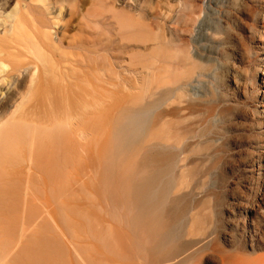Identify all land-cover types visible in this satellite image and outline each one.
<instances>
[{"label":"bare ground","instance_id":"obj_1","mask_svg":"<svg viewBox=\"0 0 264 264\" xmlns=\"http://www.w3.org/2000/svg\"><path fill=\"white\" fill-rule=\"evenodd\" d=\"M202 209L264 264V0H0V264H189Z\"/></svg>","mask_w":264,"mask_h":264},{"label":"rangeland","instance_id":"obj_2","mask_svg":"<svg viewBox=\"0 0 264 264\" xmlns=\"http://www.w3.org/2000/svg\"><path fill=\"white\" fill-rule=\"evenodd\" d=\"M154 2V1H153ZM139 98V97H138ZM188 123H190V122H188ZM245 150H243V151H241V154H242V156H244L245 155ZM244 153V154H243ZM237 160V162H239L238 164H240L239 165V168H237V170L239 169V172H238V176L241 178L242 177V179H240L238 176V178H237V182L238 183H236V186H235V189L234 190H236L237 192H238V190H240V192H241V190H242V192H243V195L245 194V196H247L248 195V191H249V188H248V185H250L249 184V182H248V179L246 178V175H245V173H244V171H243V165H242V162H241V160H239V158L238 159H236ZM239 160V161H238ZM206 163H203L201 166V168H202V170H203V173L200 175V176H198V178H196V179H194V181H192V182H194V183H192L193 185H195V183H197V182H199L202 178V180H205V181H207L208 179H207V175H206V172H207V170H208V166L207 165H205ZM205 166V167H204ZM198 167V166H197ZM197 167H195V165H194V167L192 166V168H193V170H195V168H197ZM207 167V168H206ZM242 167V168H241ZM241 169V170H240ZM243 172V176H242V172ZM241 173V174H240ZM245 175V176H244ZM245 177V178H244ZM245 181V182H244ZM247 182V183H246ZM245 183V184H244ZM238 187V188H237ZM238 189V190H237ZM245 189V190H244ZM233 190V192H235L236 193V191H234ZM232 192V194L233 195H231L234 199H235V202H240V201H242L243 199H244V197L245 196H243L242 195V192H241V194L238 192V196L235 194V193H233ZM249 193H250V191H249ZM240 194V195H239ZM198 196H200V194L198 195ZM235 196H237V197H235ZM240 196H242V200H241V197ZM203 198V196H202V194H201V199ZM238 200H240V201H238ZM125 208V209H124ZM119 209V208H118ZM117 209V210H118ZM122 210L123 211H128L127 210V207H122ZM212 209H210V211H211ZM207 212H205V210L204 209H202L200 212H199V214H200V216H202V217H200V219L202 218H206V216H208V217H210V219H211V221H212V223H210L211 225H210V227L209 228H207L206 229V232L208 233V232H211V228H212V231L213 232H211V233H214V241L216 242V237H219V240H217V245H219V251L220 252H217V253H212V252H206L203 256H201L200 258H199V260H197V261H194V262H192V263H189V264H222L223 263V258H225V256L227 255H229V254H231V252L234 250V248L233 247H231V246H233L234 245V243H225L224 242V240H225V238L227 237L226 235H231V230L230 229H226V227H227V222H226V218L225 217H223L222 216V214L220 213V211H218V210H216V212H215V210H212L211 212L209 211V210H206ZM120 212V213H119ZM214 212V213H213ZM118 213L119 214H116V216H119L120 217V215L122 216V215H124L125 213L123 212H121L120 211V209L118 210ZM114 215H115V213H114ZM125 215H127V216H124V217H120V219H119V217L118 218H116V220H115V218H114V221H117L118 220V222H120L121 221V219H122V221L118 224V222H114L113 221V219L111 218V220H110V222L111 221H113V222H111L110 223V226H111V228H112V231L116 234L115 235V237L116 236H123L122 237V239L121 240H123L124 242H130V241H142L143 240V238H142V236L141 237H139V236H137V234H136V236H135V233H136V231H135V229L133 228L132 229V226H133V224H132V222L131 221H129L130 220V217H129V215L128 214H125ZM204 215V216H203ZM115 217V216H114ZM128 219V223H129V225H127L128 223H126L125 222V220H126V218ZM125 218V219H124ZM225 218V219H224ZM207 219V218H206ZM209 219V218H208ZM124 221V222H123ZM203 221H205V220H202V223H204ZM214 222H216V223H214ZM116 223V224H115ZM208 224V223H207ZM213 224H214V226H213ZM118 225V226H117ZM204 225V224H203ZM212 226V227H211ZM207 227V226H206ZM214 227H216V229L214 228ZM114 228V229H113ZM115 228L116 229H118V230H115ZM213 229H215V230H213ZM132 230V231H131ZM209 230V231H208ZM115 231H117V233L115 232ZM130 231V232H129ZM192 230H189V233H188V235H189V237H188V235L185 237V239H183L182 241H184V242H186V243H188V242H190V241H193L194 239H193V237H195L196 236V239L197 238H199V237H202V235L203 234H201V235H199L197 232H191ZM230 232V233H229ZM112 233V232H111ZM113 233V234H114ZM138 233H140V235H141V233L142 234H144V233H146V230H142V231H138ZM193 233V234H192ZM131 234H133V235H131ZM222 234V235H221ZM127 235V236H126ZM193 235V236H192ZM199 235V237H197ZM222 237H221V236ZM223 235H225L224 236V238H223ZM126 236V237H125ZM128 236H129V238H128ZM118 237H116V238H118ZM121 237H119V238H121ZM116 238H115V240H116ZM118 238V239H119ZM188 238V239H187ZM223 240H222V239ZM125 239V240H124ZM126 239H131V240H127L126 241ZM193 239V240H192ZM195 239V240H196ZM216 239V240H215ZM188 240V241H187ZM224 242V243H223ZM230 244V245H229ZM233 244V245H232ZM57 248H61V252H64V253H66V252H68V249L66 248V247H64V245L62 244V243H60L59 241H58V243H57ZM119 248V247H118ZM137 252V251H136ZM136 252L134 253V255L136 256ZM258 254H264V251L262 252V251H259L258 252ZM60 255V252L58 253V256ZM210 257H212V258H210ZM213 257H215V258H213ZM61 260H60V259ZM210 258V259H209ZM55 259H56V261H55ZM55 259H53L54 261H55V263H53L54 261L53 260H50V259H48L49 260V262L51 263V264H78L77 263V261L76 260H74L73 258H71V257H69V256H67V255H64L63 254V256L62 255H60L59 257H57V258H55ZM135 259H140L138 256L137 257H135ZM219 259V260H218ZM212 260V262H210ZM218 260V261H217ZM71 261V262H70ZM143 261V260H142ZM48 262V263H49ZM102 264H125V263H127V261H126V259H125V257H124V255H123V252H122V250L119 248V251L115 254V255H112L110 258H104L102 261H100ZM146 264H151L150 262H146V261H144Z\"/></svg>","mask_w":264,"mask_h":264}]
</instances>
